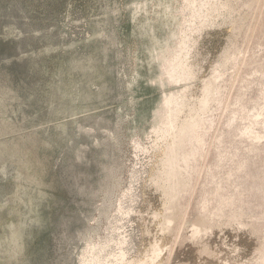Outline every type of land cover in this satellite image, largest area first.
I'll list each match as a JSON object with an SVG mask.
<instances>
[{
    "label": "rangeland",
    "instance_id": "rangeland-1",
    "mask_svg": "<svg viewBox=\"0 0 264 264\" xmlns=\"http://www.w3.org/2000/svg\"><path fill=\"white\" fill-rule=\"evenodd\" d=\"M223 1L0 0V264L264 261V0ZM184 87L206 143L160 169L168 204L154 130Z\"/></svg>",
    "mask_w": 264,
    "mask_h": 264
},
{
    "label": "bare ground",
    "instance_id": "bare-ground-1",
    "mask_svg": "<svg viewBox=\"0 0 264 264\" xmlns=\"http://www.w3.org/2000/svg\"><path fill=\"white\" fill-rule=\"evenodd\" d=\"M188 5H191V2H188ZM221 8L222 9H225V10L229 9V5L227 3V0H225V1H223L221 3ZM192 14L193 15L198 14V10L197 11H194ZM183 22H184V20H183ZM206 22H208V21H206ZM184 24H186V23H184ZM184 33H186V32H184ZM188 44H189V37H187L186 35H183L180 38L179 43H178L179 49L176 48L178 50H177V52H174V53H177L178 55L174 54L172 56L175 59V62L174 63L171 62L170 58L167 60V66H166L165 71L167 73H169V72H175L176 73V77L174 78L173 82H185V81H188V80L194 78L193 68L187 62V55H189L188 53L191 51V50H189L190 47H189ZM175 47H177V46H175ZM172 53H173V51H172ZM177 69L180 70V71H183V72H187V77L186 76L179 75L177 73ZM188 83H189V81H188ZM171 87H172V85H171ZM179 89H181V88H179ZM172 92L173 93H170L169 95L165 96V98H164V101L162 103L163 104V110H162V113H161L162 114L161 115L162 118H160V120H161L160 121V124L158 125L157 128L155 127L156 129L154 130L155 131V134L157 135V138H156L154 147H155V150L162 151V155H161V157L159 159L158 168H157V171H156V173L154 175V179L152 181H154L156 187L162 192V194L164 195L165 200H166L167 203H168L169 198H172L174 190H173V192H171V189L173 188V186L170 185V180L171 179L168 176V174H169L168 169L166 170V173H164L160 169L164 168L165 165L169 167V163H170L169 161H171L173 159L176 160V162H177V158H179L178 164L182 163V161L184 160L183 164H184L185 167L187 166L188 162H190L191 160H196L197 162H199L200 159L203 157V150H204V146H205V143H206L205 137L192 138L193 135H194V133L199 129L198 121H196V122L189 121V122H187L183 126V128L181 130H178V128H180V126L182 125V124L179 123V120L181 118V115L183 114L184 110L187 107H188V109H190V108L185 103V94H186V88L185 87L183 89H181L180 91H178V92H174V91H172ZM168 127L169 128H172V133H170V131L168 130V131L164 132V134H163V131L165 130V128L168 129ZM208 128L209 129L206 130L207 132L210 130L211 125ZM150 130H152V129H150ZM194 142H196L199 145V148H200L197 151V155H195L193 153V151L191 150V146H192V144ZM194 150H195V148H194ZM220 160L221 161L223 160L221 154H220ZM185 175H186L185 177L183 176V177L180 178V184H179V187L177 188L176 192L179 191V190H181L183 188V186H184V183L187 181L189 175L188 174H185ZM184 192H185V190L183 191L182 195L184 194ZM182 195H180L179 199L182 197ZM179 199H178V201H179ZM176 201H177L176 199L174 200V203H172V201H171V203L173 205V208L168 207L169 212L165 216L166 225L164 224L166 226V228H168L169 224L173 221V218L171 216L172 212L175 209L178 208V201H177V205L175 207ZM221 204H223V203H221ZM165 205H166V203H165ZM207 205L208 204L206 202H203V204H202L201 207L204 210H206ZM118 206H119V208L120 207L122 208V206H120V205H118ZM117 210H119V209H117ZM199 228H200V226H198V227H196L194 229V234H197V233L199 234V231H200ZM118 240H119V238H118ZM125 241H126V238H125ZM121 244H122V242H119V245H121ZM104 245H106V244H104ZM95 249H97V248H95ZM158 249H159L158 247H154L153 248V250H152V256H151V259H153V260H151V262H154L155 261V259L157 257V254H158ZM104 250H106V249H104ZM104 250H103V252H104ZM86 252H87V250H86ZM89 252H91V251H89ZM95 252H92V254L90 255L89 260L85 264H100L101 263V260H103V259H101V255H99L100 253H95ZM101 254H102V252H101ZM113 255H114V253H113ZM159 255H161V254H159ZM108 257H106V258H108ZM116 258H118V259H120L122 261L124 259V253L121 251L117 255H115L114 256V259H113V262L116 260ZM104 261H103V263H104ZM141 264H143V263L141 262ZM261 264H264V261H262Z\"/></svg>",
    "mask_w": 264,
    "mask_h": 264
}]
</instances>
